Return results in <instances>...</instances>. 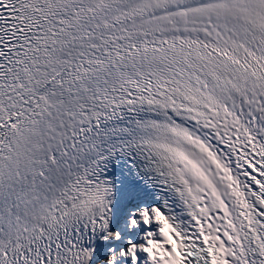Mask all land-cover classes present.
Masks as SVG:
<instances>
[{
  "label": "snow or ice",
  "instance_id": "1",
  "mask_svg": "<svg viewBox=\"0 0 264 264\" xmlns=\"http://www.w3.org/2000/svg\"><path fill=\"white\" fill-rule=\"evenodd\" d=\"M0 264H264V0H0Z\"/></svg>",
  "mask_w": 264,
  "mask_h": 264
},
{
  "label": "rangeland",
  "instance_id": "2",
  "mask_svg": "<svg viewBox=\"0 0 264 264\" xmlns=\"http://www.w3.org/2000/svg\"><path fill=\"white\" fill-rule=\"evenodd\" d=\"M102 248H103V245H100L99 248H98V250H100V249H102Z\"/></svg>",
  "mask_w": 264,
  "mask_h": 264
}]
</instances>
